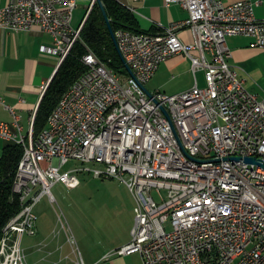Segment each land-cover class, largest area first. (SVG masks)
<instances>
[{
    "label": "built area",
    "instance_id": "obj_1",
    "mask_svg": "<svg viewBox=\"0 0 264 264\" xmlns=\"http://www.w3.org/2000/svg\"><path fill=\"white\" fill-rule=\"evenodd\" d=\"M79 1L10 0L0 27L50 34L52 43L40 50L60 66L97 3L90 0L75 26ZM165 3L180 4L187 18L157 32H115L132 74L116 73L85 45L88 71L65 92L38 136L36 114L28 133L14 109L13 123L0 120V137L25 149L13 187L21 210L3 229L0 264H29L23 239L38 233L37 205L45 195L55 202L56 182L76 188L82 170L119 179L134 196L132 239L117 254L138 252L144 264H264V99L249 91L230 63L228 44L241 35L264 49V18L256 15L261 1ZM186 27L194 41L180 37ZM179 54L191 61L194 86L149 95L143 86ZM71 160L81 166L62 171Z\"/></svg>",
    "mask_w": 264,
    "mask_h": 264
},
{
    "label": "crops",
    "instance_id": "obj_2",
    "mask_svg": "<svg viewBox=\"0 0 264 264\" xmlns=\"http://www.w3.org/2000/svg\"><path fill=\"white\" fill-rule=\"evenodd\" d=\"M9 1L0 0V20L1 11ZM223 1L231 3L239 0ZM252 1H261V4L256 6V15L263 19L264 0ZM128 2L131 4L124 3V5L134 11L143 30L157 32L159 31L157 27H166L188 16V11L178 3L167 6L165 0H128ZM179 35L185 42L194 41L189 27L180 30ZM52 40L50 34L38 28L14 33L0 27V120L13 123L14 114L11 109H14L20 116L25 133H28L31 128L32 118L38 111L46 85L50 83L58 70V58L40 50L41 45L51 44ZM228 44L233 53L230 59L231 64L237 68L240 76L245 80L249 91L256 94L259 99H264V49L255 46L251 37L241 35L229 37ZM192 74L194 72L190 59L184 54L174 55L161 64L147 84V88L150 91L158 89L166 93L163 88L169 77L189 78ZM202 77L203 84L199 77L198 83L204 86L206 81L204 75ZM192 85L190 84L187 88ZM8 142L11 141L0 137V161ZM131 228V226L127 228L128 234L123 239L98 242L96 247L102 244V250L97 253L88 252L84 259L82 258L85 264H144L138 252L117 254L120 247L131 241ZM44 231L45 228L38 224V233L35 236H29L27 245L24 247L29 264H79L80 259L76 253L75 259L68 254L64 255L68 244L52 248V240Z\"/></svg>",
    "mask_w": 264,
    "mask_h": 264
},
{
    "label": "rangeland",
    "instance_id": "obj_3",
    "mask_svg": "<svg viewBox=\"0 0 264 264\" xmlns=\"http://www.w3.org/2000/svg\"><path fill=\"white\" fill-rule=\"evenodd\" d=\"M120 1L123 4H131L128 0ZM89 4L90 0L79 1L74 16L75 26L83 20ZM202 75L204 74L201 72L197 74L201 84H203ZM167 80L163 91L171 95L191 89L196 79L192 74L189 78L169 77ZM190 84L193 85L187 88ZM78 166H81L80 163L71 160L63 166L62 171ZM77 175L80 184L76 188L56 182L51 190L55 202H51L45 195L37 205L36 212L39 215V226L45 228L44 232L52 240L51 247L68 244L64 255L68 254L75 259L76 253L78 259L83 260L88 252L97 253L102 250V244L96 247L98 242L120 240L127 236V228L131 226L132 230L135 224L136 201L129 187L119 179L96 177L88 170L77 172ZM153 194L160 201L158 193L154 191ZM68 235L73 236L74 244L68 243ZM28 239V235L23 239L24 247Z\"/></svg>",
    "mask_w": 264,
    "mask_h": 264
},
{
    "label": "trees",
    "instance_id": "obj_4",
    "mask_svg": "<svg viewBox=\"0 0 264 264\" xmlns=\"http://www.w3.org/2000/svg\"><path fill=\"white\" fill-rule=\"evenodd\" d=\"M102 1L114 33L120 29L151 32V30L141 28L134 11L120 0ZM85 45L90 47L98 58L106 62L116 73L124 77L131 74L115 44L104 13L96 3L85 22L81 40L75 44L69 56L59 66L45 90L35 116V136H38L47 126L51 113L65 92L88 71V67L83 62V57L87 53ZM24 152L23 145L8 142L0 161V240L4 227L21 210L20 197L13 191V187Z\"/></svg>",
    "mask_w": 264,
    "mask_h": 264
},
{
    "label": "water",
    "instance_id": "obj_5",
    "mask_svg": "<svg viewBox=\"0 0 264 264\" xmlns=\"http://www.w3.org/2000/svg\"><path fill=\"white\" fill-rule=\"evenodd\" d=\"M97 1H98L99 6L101 7V9H102V11H103V13H104V17H105V19H106V21H107V23H108V26H109V28H110V30H111L112 37H113V39H114V41H115V44H116V46H117V48H118V50H119V53H120V55H121V57H122V59H123L125 65H126L127 69H128V70L130 71V73L132 74V73H133L132 70H131L130 67L126 64L125 59H124V57H123V55H122V53H121V51H120V49H119L118 41H117V38H116L115 33L113 32V30H112V28H111V20H110L108 14H107V12H106V9H105V6H104V3H103L102 0H97ZM143 87H144L145 91H146L149 95H151V91H150L146 86H143ZM165 112H166V114H168V112H167L166 110H165ZM246 161H247V162H259V161H257L255 158H246Z\"/></svg>",
    "mask_w": 264,
    "mask_h": 264
}]
</instances>
